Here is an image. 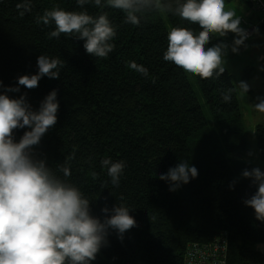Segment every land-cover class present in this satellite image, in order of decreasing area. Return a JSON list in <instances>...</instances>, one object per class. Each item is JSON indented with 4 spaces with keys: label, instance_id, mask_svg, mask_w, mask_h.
Wrapping results in <instances>:
<instances>
[{
    "label": "trees",
    "instance_id": "obj_1",
    "mask_svg": "<svg viewBox=\"0 0 264 264\" xmlns=\"http://www.w3.org/2000/svg\"><path fill=\"white\" fill-rule=\"evenodd\" d=\"M18 2L0 0V94L17 86L19 76L36 74L38 56L65 61L59 79L45 76L34 89L20 86L6 94L18 99L26 93L38 111L57 90V122L33 146L36 158L55 169L74 152L69 181L89 198L91 214L103 221V207L123 203L137 222L122 238L109 229L108 243L90 264H183L188 244L221 236L225 264H264V250L253 248L264 242V222L244 203L257 186L242 176L253 165L231 76L225 70L207 80L191 75L192 81L163 59L172 27L198 33L200 26L160 12L148 13L134 26L124 23L121 10L91 2L81 8L77 0H32V11L20 17ZM54 7L93 16L107 12L116 27L114 50L96 58L82 40L64 34L49 38L55 25L38 24L36 18ZM217 43L214 35L206 47ZM133 61L148 75L131 69ZM229 88L232 99L225 103L222 93ZM28 130L15 129L14 142ZM255 134L264 165V126L257 125ZM105 158L126 163L119 187L111 185L101 166ZM181 160L195 166L198 177L169 191V182L159 176ZM102 181H108L107 188H101Z\"/></svg>",
    "mask_w": 264,
    "mask_h": 264
},
{
    "label": "clouds",
    "instance_id": "obj_2",
    "mask_svg": "<svg viewBox=\"0 0 264 264\" xmlns=\"http://www.w3.org/2000/svg\"><path fill=\"white\" fill-rule=\"evenodd\" d=\"M90 2L100 9L121 10L125 14L124 23L134 26H139L151 12L176 15L198 24L202 29L198 33L187 27H172L163 59L204 80L219 77L225 71L223 57L228 45L221 42L206 47L214 35L225 37L229 32L234 33L237 38L231 48L233 53H238L239 46L248 38L246 30L239 26L240 18L234 11L226 10L225 0H77L81 8ZM32 7V0H20L16 4L20 17L30 13ZM36 22L55 25L48 33L49 38L64 34L84 41L87 54L96 58H107L115 48L112 41L117 34L116 27L107 12L93 16L86 10L66 11L54 7L37 16ZM64 64L59 57L40 55L36 74L19 76L17 86L6 87L5 94H0V264H90L108 243L109 229L122 238L137 226L129 214L130 209L123 203L112 209L103 207V221L91 214L89 198L69 181L74 152L55 169L48 167L44 159L36 158L33 146L39 145L57 122V90H52L41 101L38 111L27 102L26 93L18 99L6 94L19 92L20 86L34 89L45 76L59 79V69ZM128 66L148 75V69L134 61ZM0 87H3L2 81ZM239 89L246 94L249 86L242 81ZM233 91L229 88L222 93L225 103L231 102ZM254 108L264 113V99ZM24 128L29 130L19 142H14V130ZM100 163L107 169L111 185L119 187L125 161L105 158ZM96 175L93 173L94 179ZM242 176L250 178L257 186V191L244 203L254 209L257 220L264 222V172L257 167L244 170ZM197 177L198 169L184 160L159 176L169 182V191H176ZM107 185L108 181L101 182V188Z\"/></svg>",
    "mask_w": 264,
    "mask_h": 264
},
{
    "label": "rangeland",
    "instance_id": "obj_3",
    "mask_svg": "<svg viewBox=\"0 0 264 264\" xmlns=\"http://www.w3.org/2000/svg\"><path fill=\"white\" fill-rule=\"evenodd\" d=\"M225 5L226 10L234 11L236 16L240 18L239 26L242 29L255 24L259 30L250 38H247L244 45L239 46L238 53L231 51L233 41L237 38L234 33L229 32L225 37H215L218 40L217 44L223 42L228 45L226 54L223 57L225 60L224 67L231 76L242 114L243 126L250 150L249 160L253 168L258 167L264 172V165L259 159L255 134L257 125L264 126V113L258 112L254 108V105L259 103L260 99H264V76L261 74L264 66V32L260 30L257 23V18L261 17V14L252 11L246 0H225ZM243 21L246 22V25ZM188 76L192 80L191 75L188 74ZM242 81L249 86L246 94L239 89V84ZM253 248L264 250V242L255 244Z\"/></svg>",
    "mask_w": 264,
    "mask_h": 264
},
{
    "label": "built area",
    "instance_id": "obj_4",
    "mask_svg": "<svg viewBox=\"0 0 264 264\" xmlns=\"http://www.w3.org/2000/svg\"><path fill=\"white\" fill-rule=\"evenodd\" d=\"M252 11L261 14L258 17L259 26L264 23V0H247ZM246 25V22L243 21ZM255 24L244 28L250 38L256 33ZM226 242L223 236L208 243H190L185 250L183 264H225Z\"/></svg>",
    "mask_w": 264,
    "mask_h": 264
},
{
    "label": "water",
    "instance_id": "obj_5",
    "mask_svg": "<svg viewBox=\"0 0 264 264\" xmlns=\"http://www.w3.org/2000/svg\"><path fill=\"white\" fill-rule=\"evenodd\" d=\"M260 29H261L262 31H264V23H262V24L260 25Z\"/></svg>",
    "mask_w": 264,
    "mask_h": 264
},
{
    "label": "crops",
    "instance_id": "obj_6",
    "mask_svg": "<svg viewBox=\"0 0 264 264\" xmlns=\"http://www.w3.org/2000/svg\"><path fill=\"white\" fill-rule=\"evenodd\" d=\"M261 30V29H260ZM264 32V31H263Z\"/></svg>",
    "mask_w": 264,
    "mask_h": 264
}]
</instances>
